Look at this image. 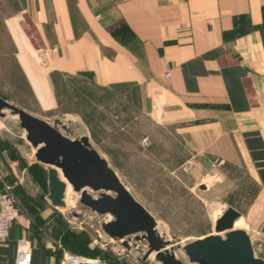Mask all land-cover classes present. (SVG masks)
<instances>
[{"label": "rangeland", "instance_id": "1", "mask_svg": "<svg viewBox=\"0 0 264 264\" xmlns=\"http://www.w3.org/2000/svg\"><path fill=\"white\" fill-rule=\"evenodd\" d=\"M21 3L0 0V95L47 120L71 139L86 135L156 218L161 233L171 238L178 258L187 261L182 247L213 233L215 220L231 206L241 213L238 228L248 233L255 255L264 259V177L257 175L261 170L252 168L249 161L229 158L223 144L230 133L225 127L229 123L220 119L225 128L216 124L225 115L222 110L227 103L205 100L183 104L167 96L150 97L131 83L99 88L67 78L55 82L57 102L50 98L41 105L5 29V19L22 13ZM250 99L257 105L255 94ZM7 122L0 120V154L4 150L8 159L7 165L0 166V191L13 197L19 216L54 219L40 224L39 233L51 243L61 235L62 243L72 249L64 253L74 250L108 264H160L152 255L140 261L130 251L116 254L90 226L70 218L67 210L83 207L78 201L71 203L69 196L67 210L44 211L39 199L46 186V166L35 159L22 129L11 119ZM108 217L97 216L93 222L99 224ZM110 244L120 242L112 240Z\"/></svg>", "mask_w": 264, "mask_h": 264}, {"label": "crops", "instance_id": "2", "mask_svg": "<svg viewBox=\"0 0 264 264\" xmlns=\"http://www.w3.org/2000/svg\"><path fill=\"white\" fill-rule=\"evenodd\" d=\"M19 12L5 29L41 105L57 102L55 82L67 78L99 88L131 83L183 104L224 100L216 124L230 128L229 158L249 161L264 177V0H22ZM6 161L3 150L0 166ZM44 180L45 211L56 207L48 173ZM53 220L20 215L0 241V264H15L21 238L31 243V264H61L71 247L61 235L51 243L39 233Z\"/></svg>", "mask_w": 264, "mask_h": 264}, {"label": "water", "instance_id": "3", "mask_svg": "<svg viewBox=\"0 0 264 264\" xmlns=\"http://www.w3.org/2000/svg\"><path fill=\"white\" fill-rule=\"evenodd\" d=\"M9 119L22 129L35 159L46 166L51 205L67 210L68 196L78 201L83 208L67 210L70 218L90 226L116 254L130 251L140 261L152 255L160 264H264V259L255 255L248 233L235 228L241 213L231 206L215 220L213 233L182 247L187 261L178 258L171 238L161 233L156 218L86 135L71 139L47 120L0 95V120L7 125ZM105 215L109 217L99 224L93 222ZM112 240L120 244H110Z\"/></svg>", "mask_w": 264, "mask_h": 264}, {"label": "built area", "instance_id": "4", "mask_svg": "<svg viewBox=\"0 0 264 264\" xmlns=\"http://www.w3.org/2000/svg\"><path fill=\"white\" fill-rule=\"evenodd\" d=\"M19 208L15 204L13 197L8 192L0 191V241L8 237L11 224L19 216ZM31 243L21 238L17 243V253L15 264H31L32 262ZM61 264H108L88 259L80 254L65 251Z\"/></svg>", "mask_w": 264, "mask_h": 264}, {"label": "bare ground", "instance_id": "5", "mask_svg": "<svg viewBox=\"0 0 264 264\" xmlns=\"http://www.w3.org/2000/svg\"><path fill=\"white\" fill-rule=\"evenodd\" d=\"M4 127V126H3ZM68 191H69V188H68ZM69 193V192H67ZM71 200V199H70ZM66 201H67V205H71L69 202H68V197L66 198ZM72 201V200H71ZM63 210V209H62ZM238 225H239V220L235 222V228H238Z\"/></svg>", "mask_w": 264, "mask_h": 264}, {"label": "trees", "instance_id": "6", "mask_svg": "<svg viewBox=\"0 0 264 264\" xmlns=\"http://www.w3.org/2000/svg\"><path fill=\"white\" fill-rule=\"evenodd\" d=\"M73 252V251H72Z\"/></svg>", "mask_w": 264, "mask_h": 264}]
</instances>
